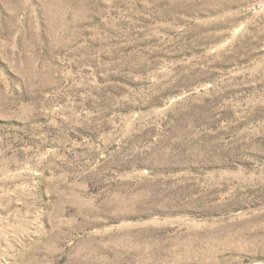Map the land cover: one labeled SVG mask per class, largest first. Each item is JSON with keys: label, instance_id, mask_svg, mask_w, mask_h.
<instances>
[{"label": "rangeland", "instance_id": "rangeland-1", "mask_svg": "<svg viewBox=\"0 0 264 264\" xmlns=\"http://www.w3.org/2000/svg\"><path fill=\"white\" fill-rule=\"evenodd\" d=\"M0 264H264V0H0Z\"/></svg>", "mask_w": 264, "mask_h": 264}]
</instances>
